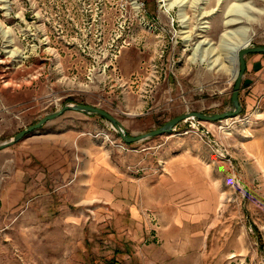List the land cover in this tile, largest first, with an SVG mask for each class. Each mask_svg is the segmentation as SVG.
<instances>
[{
	"label": "rangeland",
	"instance_id": "1",
	"mask_svg": "<svg viewBox=\"0 0 264 264\" xmlns=\"http://www.w3.org/2000/svg\"><path fill=\"white\" fill-rule=\"evenodd\" d=\"M240 25L264 47V0H0V144L63 105L100 108L132 136L231 110L235 78L197 45ZM250 89L235 117L131 144L106 118L67 111L1 150L0 264H173L152 258L165 255L154 213L131 222L123 208L132 181L148 184L175 156L205 171L176 200L183 217L201 213L170 232L194 242L183 263L264 264V85ZM98 146L122 180L92 167Z\"/></svg>",
	"mask_w": 264,
	"mask_h": 264
},
{
	"label": "crops",
	"instance_id": "2",
	"mask_svg": "<svg viewBox=\"0 0 264 264\" xmlns=\"http://www.w3.org/2000/svg\"><path fill=\"white\" fill-rule=\"evenodd\" d=\"M245 61L246 70L241 91L245 90V88H251V91L257 92L264 85V58L261 55L246 56ZM43 137L46 136L44 135ZM48 141L51 144L53 140L50 139ZM89 156L92 167L97 169V171L101 169L103 172L115 174L118 181L123 179L122 168L112 158L109 149L107 151L98 146L89 150ZM164 168L165 172L159 175L158 178L154 177L148 184L146 183L147 186L146 184L143 186L141 183L132 181L131 184L134 190L130 194L131 202L129 208L123 209L127 211L126 213L131 222L137 221L140 223H142V220L145 221L143 210H151L159 224L157 235L162 241L161 246L165 253L164 256L155 255L152 258H166L168 262H173V264H185L183 261L185 262L187 258H195V255H186V251L183 248L194 245V242L191 239L186 241L185 239L177 238L176 235H171L170 232L179 230L186 219L189 221H195L196 219L200 221L201 218L196 216H201V213L187 208L186 210L190 215L187 214L188 216L183 217L184 212L178 209L176 200L185 196L186 192L183 190L185 177L201 178L205 175V171L201 163L178 156L165 160ZM189 196L191 198L197 197L193 191H191ZM139 205L140 207L143 206V208H139ZM119 210L121 211L122 208L119 207ZM192 214L193 217L191 216Z\"/></svg>",
	"mask_w": 264,
	"mask_h": 264
},
{
	"label": "water",
	"instance_id": "3",
	"mask_svg": "<svg viewBox=\"0 0 264 264\" xmlns=\"http://www.w3.org/2000/svg\"><path fill=\"white\" fill-rule=\"evenodd\" d=\"M258 53H264L263 46L249 47L247 44L239 50L238 73L235 77V82H234L232 94H231V106H232L231 110H228L222 113H214V114H205L201 112H186V113L180 114L168 120L161 127L157 129L151 130L149 132H146L140 135L132 136L126 133L123 126L118 120H116L108 112L100 108L90 106V105H81V104L63 105L59 110H56L55 112H52L42 117L35 124L30 125L26 129H23L19 131L18 133H16L8 142H4L0 144V151L18 143L20 140H22L24 137H26L30 133L39 130L47 122L61 116L63 113L67 111H79V112H84V113L96 114L103 118H106L112 124V126L116 129L119 136L121 137L123 142L126 144H131V143L139 142L141 140L154 138V137L164 135V134H169L173 131L175 126H177L180 122L185 121L187 119H198L201 121L216 122V121H221L227 118L235 117L239 115L242 110V106L240 104V91L242 88L243 77H244L245 70H246L245 58L249 54H258Z\"/></svg>",
	"mask_w": 264,
	"mask_h": 264
},
{
	"label": "bare ground",
	"instance_id": "4",
	"mask_svg": "<svg viewBox=\"0 0 264 264\" xmlns=\"http://www.w3.org/2000/svg\"><path fill=\"white\" fill-rule=\"evenodd\" d=\"M174 5H171L170 7ZM232 22H235V20H231L228 25L232 24ZM202 28H207V26H202ZM247 32L248 28L240 25L236 28L230 29L229 31L226 30L225 32H223L220 35L217 46H213L210 41L204 40L198 43L197 49L200 48V50L202 49V51H207L208 54L213 52L214 50H218L222 58L220 65L224 70L231 72V74L235 78L238 73L237 53H239L238 50L240 48L248 44Z\"/></svg>",
	"mask_w": 264,
	"mask_h": 264
}]
</instances>
